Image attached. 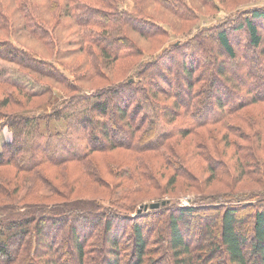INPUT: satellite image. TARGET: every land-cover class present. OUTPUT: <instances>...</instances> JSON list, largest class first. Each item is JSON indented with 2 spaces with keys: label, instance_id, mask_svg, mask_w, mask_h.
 <instances>
[{
  "label": "trees",
  "instance_id": "16d2710c",
  "mask_svg": "<svg viewBox=\"0 0 264 264\" xmlns=\"http://www.w3.org/2000/svg\"><path fill=\"white\" fill-rule=\"evenodd\" d=\"M125 1L0 0V60L16 64L25 75H36L34 79L40 83H43L42 77L63 83L61 79L65 74L57 67L54 69L55 63L27 51L33 47L25 45L23 37L29 36L46 46L49 41L53 42L60 28L65 33L73 29L81 37L83 45L88 43L99 49L98 59L103 64L112 66L119 61L132 60L136 62L133 68L137 67V72H131L121 84H113L100 91L96 88L89 93L81 89L79 95L63 101L60 106L64 109L52 106L38 116L24 113L10 116L0 110V131L7 128L12 133L9 140L0 146V173L13 169L15 176L25 175L26 182L31 184L25 198L38 194L41 189L36 190L41 186L42 189L47 188L50 182L47 174L53 170L72 167L71 172L80 169L83 175L92 154L123 148L135 153L161 151V155H166L173 140L178 141L194 135L198 129L218 125L234 117L231 115L240 112L247 103L252 106L258 101L264 102V8L250 9L249 12L244 11L240 18L229 16L210 28L198 29L190 37V42L184 46L176 43L168 49L173 55L144 62V55L133 35L138 33L142 38L153 41L158 38L165 44L171 32L168 27H173L168 22L163 23L166 28L141 18L152 3L163 6L184 22L191 21L192 12L179 0H132L134 5L130 10L121 8L120 4ZM242 44L245 45L243 49ZM93 65L88 74H84L89 81L103 80L98 64ZM170 75L172 78L176 76V80L170 79ZM158 76L168 85L185 88L187 98L181 92L169 91V97L173 94L177 98L175 102L172 97L166 98L169 102L164 103V97L160 96L164 89L155 83ZM226 79L234 85L231 89L237 94L231 95L227 88L225 91L217 89L214 95V89L220 86V82L228 84ZM0 85L11 86L28 97L45 95V91L33 95L18 84L1 79ZM70 86L66 89H72L74 85ZM195 86L197 94H193ZM244 92L247 96L250 93L255 96L249 100ZM108 94H113L114 100L108 98ZM189 98L193 105L185 102ZM10 102L9 99L3 100L0 107L4 109ZM55 140L57 148L63 150L62 154L53 151ZM78 141L83 142L82 148L76 144ZM247 164L242 166L245 168ZM58 178L55 177V181ZM54 187L50 189L56 193ZM0 193L8 194L2 181ZM43 197L51 199V196ZM208 197L212 203H222L217 196ZM261 198L264 201V197ZM172 199L156 201L160 203L159 207L143 208L138 215L146 217L145 220H153L156 230L165 225L167 229L160 234L165 233L162 238L167 235L169 239L163 238L158 243L162 250L171 253V262L195 264L196 260H201L204 264H212L218 253L223 251L230 264H264L263 207L255 209L249 240L239 229L241 207L178 208L177 201ZM112 202L116 200L103 197L73 206L64 202L23 204L0 200V264H91L86 251L91 240V243L102 244L100 258L104 264H122L111 258L116 256L120 246L112 230L128 226L132 230L135 248L131 263L148 264L145 258L150 252L149 239L139 223L142 220H134L137 216L130 214L125 216L120 212L123 206L115 208ZM140 208L136 209L137 214ZM211 209L216 211L215 223L204 225L202 222L206 234H202L204 239L199 240V249L195 251L184 233L187 224L190 225L187 218ZM66 227L69 232L62 235L60 232ZM101 233L106 237L102 241L98 240ZM63 236L66 238L64 243L69 244L76 255L75 262H65V253L56 248V241L63 240ZM197 253L200 254L195 256ZM97 257L92 259L94 264ZM149 264L156 262L151 259Z\"/></svg>",
  "mask_w": 264,
  "mask_h": 264
},
{
  "label": "rangeland",
  "instance_id": "374dc122",
  "mask_svg": "<svg viewBox=\"0 0 264 264\" xmlns=\"http://www.w3.org/2000/svg\"><path fill=\"white\" fill-rule=\"evenodd\" d=\"M179 2H183L189 11L192 12L191 21L186 20L184 22L163 6L153 3L147 14L145 12L141 15L142 19H150L152 22H157L164 27L167 26L163 24L166 22L173 25L172 28L168 27L171 32L168 31L170 35L165 44L158 38L153 41L142 38L138 33L133 35L144 55V62L150 61L149 59L152 60L155 57L171 56L173 52L172 50L168 51V49L176 43L184 46L187 41H191L190 37L195 35L198 29L210 28L212 25L224 21L229 16H238L237 18H240V15H244V11L249 12L250 9L264 8V0H179ZM133 5L132 0H126L120 4L121 8L127 10H130ZM28 37L26 35L23 37L25 45L29 48L33 47V50H26L44 61L55 63L54 65L52 64L55 66L54 69L57 67L65 75L61 79L63 83L42 77V82L45 85L34 79L36 75H25L16 64L0 60L1 80L18 84L33 95H40L45 91L43 96L28 97L11 86L3 87L0 85V105L3 100L9 99L11 101L9 106L4 109L0 107V110L10 116H17L19 113L38 116L39 113L50 110L52 106L64 109V107L60 106L63 101H68L72 96L79 95L81 89H84L87 93L96 88L99 91L107 89L127 80L131 72L134 74L135 71L137 72V67L133 68L136 62L132 60L119 61L112 66L100 62L98 59L99 49L97 50L94 45H89L88 43L83 45L81 37L73 29L65 33L60 28L59 34L54 35L53 42L49 41L46 46ZM121 45L123 46L122 43ZM34 46L36 47L34 48ZM242 46L241 49L245 48V45L242 44ZM218 49L220 51V48ZM236 49L240 52V48L236 47ZM47 51H50V53ZM46 54H50V56ZM91 63L94 65L98 64L100 77L102 76L103 80L89 81L85 74H88V71L92 69ZM57 72L59 71L57 70ZM84 72L86 73L84 74ZM28 73L31 74L29 71ZM205 76L208 75L206 74ZM169 78L176 80V76L172 78V75H170ZM225 81L228 84L223 85L224 82H220V86H216L214 89V95L217 89L225 91L227 88L231 90V92L228 90L231 95L237 94L231 89L234 85L228 79ZM155 83L160 89H164L160 96L164 97V103L166 104L169 102L166 101V98L172 97L171 100L173 102L177 98L173 94L169 97V91L181 92L183 97L187 98L185 96V88L180 89L178 86L168 85L159 76L155 78ZM65 84L68 88L71 87V84L74 85V89L67 90ZM195 90H197L196 86L193 94H197ZM244 95L249 100L255 96L252 93L247 96L245 92ZM106 96L114 100L113 94ZM191 101V98H189V101L186 100L185 102L193 105ZM176 102L178 101L176 100ZM247 104L240 112L231 115L234 117L227 118L218 125L201 128L194 135L178 141L177 139L173 140L170 144L171 148L167 152L162 150L166 152L165 156L160 154L161 151L159 153L158 151L135 153L131 150L117 148V150L112 152L92 154L87 162V170L89 171L87 175V170L83 175H81L80 169L71 172L72 167H66L61 171L53 170L47 174L50 180L48 187L42 189L41 186L36 190L39 191L41 189L38 194L28 196V198H25V196L28 195L27 190L30 183L26 182L25 175L17 174L15 176L16 173L13 169L6 173H0V181L3 182L8 191V194L0 193V200L3 202L14 200L23 202V204L64 202V204L66 203V205L70 206L88 203L101 197L116 200L111 205L115 208L123 206L124 209L120 211L122 214L125 216L129 214L137 216L134 220H142L139 223L141 226L143 225L142 227L149 239L148 250L150 252L145 258L148 264L151 259L156 264H175L174 261L171 262L172 260H170L171 253L162 250L158 243L163 238L169 239L167 235L162 238L165 233L163 235L160 234V232H165L164 229H167L165 225H163L161 230H156L157 226L153 220H145L146 217L140 218L138 216L147 204L158 203L156 201L162 199L174 198L172 200L177 201L178 208L204 207L206 209L212 205L221 208L223 205L241 207V213L240 211L238 213L241 216L239 229L251 240L252 219L255 209L256 207H263L261 210H264V201L260 200L262 199L261 197H264V102L258 101L255 105L251 104L252 106ZM229 120L231 121L229 122ZM163 130L164 128H161V131ZM11 136L12 133L7 128L0 131V146L7 142ZM110 140L112 139L110 138ZM76 144L79 148L84 145L82 141H78ZM53 151L57 154L59 152L62 154L63 152L61 147L57 148L56 140ZM243 163H248L245 168L242 166ZM126 170L132 171V173H128ZM117 174L118 176H115ZM128 175L130 176L128 177ZM55 177H59L57 181H55ZM28 178L31 179L30 176ZM172 180H174V183H172ZM50 183L55 186L53 187L55 192L59 194L58 196L53 192V187H51ZM43 196H51V199L46 200ZM208 196H217L222 203H212L211 200L207 199L209 198ZM238 199L240 201L236 202ZM141 204L145 205L140 208ZM137 208H140L139 214L136 213ZM215 214V209H211L206 212L199 211L196 213L197 216L187 218L190 225L187 224L184 233L187 236V240L191 241L195 251L199 249V240L204 239L202 234H206L203 225H201L202 222L205 223L204 225H209V223L214 225ZM242 218H245L246 221H243ZM127 228L121 227L112 230L120 246L116 256L110 257L113 260L122 262V264H133L131 262L135 251L134 240L131 227L128 226ZM154 229L156 230L155 233ZM117 231L118 234L116 233ZM68 232L69 229L66 227L62 228L60 233L63 235ZM65 236H63V240L56 241V248L58 251L62 250V253H65V262L71 260L75 262L76 255L70 250L69 244L64 243V240H66ZM105 238V235L101 233L98 240ZM91 242L92 240L86 250L89 258H91L89 262L94 264L92 259L98 256L95 259V264L98 262L104 264L100 258L102 255V244ZM97 251L98 255L96 254ZM199 254L197 253L195 256ZM195 264L204 263L201 260H196ZM212 264L230 263L225 252L222 251V253H218V258Z\"/></svg>",
  "mask_w": 264,
  "mask_h": 264
},
{
  "label": "water",
  "instance_id": "95a60500",
  "mask_svg": "<svg viewBox=\"0 0 264 264\" xmlns=\"http://www.w3.org/2000/svg\"><path fill=\"white\" fill-rule=\"evenodd\" d=\"M163 203H165V202H163ZM159 206H160V203L159 202L158 203H152L151 205L150 204H147L145 206V209H148L149 207H151L153 209V208H157Z\"/></svg>",
  "mask_w": 264,
  "mask_h": 264
}]
</instances>
